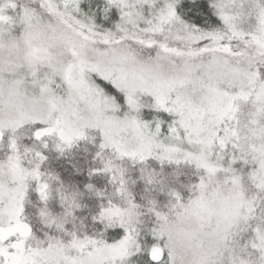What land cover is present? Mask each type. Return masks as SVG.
Masks as SVG:
<instances>
[{
    "label": "snow or ice",
    "instance_id": "snow-or-ice-1",
    "mask_svg": "<svg viewBox=\"0 0 264 264\" xmlns=\"http://www.w3.org/2000/svg\"><path fill=\"white\" fill-rule=\"evenodd\" d=\"M6 135L0 264H264V0H0ZM48 138L61 152L96 141L91 173L108 174L118 202L93 219L114 238L69 231L47 209L67 239L36 237L24 200L29 180L48 199L35 148ZM150 159L195 168L187 195L137 202L125 161Z\"/></svg>",
    "mask_w": 264,
    "mask_h": 264
},
{
    "label": "trees",
    "instance_id": "trees-1",
    "mask_svg": "<svg viewBox=\"0 0 264 264\" xmlns=\"http://www.w3.org/2000/svg\"><path fill=\"white\" fill-rule=\"evenodd\" d=\"M93 3L85 0V4ZM25 138L23 144L32 146L33 142L27 139L26 135H31L30 130L25 127L20 130ZM6 136L0 143V160H4L8 153ZM47 149L41 148L40 144H35V148L44 152L47 159L40 163V171L44 173L41 180L49 184V195L46 201H41L39 194L35 191L36 182L29 180L26 197L24 200V218L32 225L37 238H43L45 233L64 237V232L44 222L40 216L41 209L65 221L64 227L69 231H76L78 234L87 233L90 235H103L109 239L114 238L119 229L105 228L103 223L96 222L93 217L98 213L100 206L106 205L107 200L112 199L118 202L115 195L114 186L109 180L107 173L92 174L91 169L101 167L100 160L94 159L96 141L85 139L78 141L71 148H66L63 152L55 148L54 138H48ZM22 144V145H23ZM34 155V154H33ZM26 166L32 167L24 162ZM35 163V161H34ZM128 168L127 180L130 190L137 202L146 205L149 199H156L161 205L167 202V192L169 189H176L187 195L186 186L196 178V169L187 164H161L158 160L150 159L146 165L132 164L125 161ZM145 167L157 173V180L160 183L148 184L141 179L140 168ZM86 185H92L89 189ZM101 193L98 195L97 193ZM74 197L78 208L73 206L72 216H65V209L68 206L67 200L62 204L61 197ZM142 219L148 222L149 217Z\"/></svg>",
    "mask_w": 264,
    "mask_h": 264
},
{
    "label": "rangeland",
    "instance_id": "rangeland-1",
    "mask_svg": "<svg viewBox=\"0 0 264 264\" xmlns=\"http://www.w3.org/2000/svg\"><path fill=\"white\" fill-rule=\"evenodd\" d=\"M90 2L92 1V0H89ZM26 136H29V134L28 135H26ZM6 137H7V135H6ZM8 138H6V140H7ZM1 143V142H0ZM23 144V143H22ZM23 145H26V144H23ZM28 146V145H27ZM5 159H6V157H5Z\"/></svg>",
    "mask_w": 264,
    "mask_h": 264
}]
</instances>
